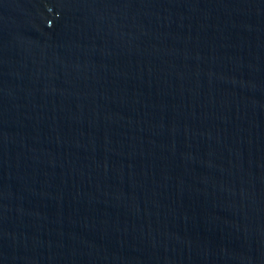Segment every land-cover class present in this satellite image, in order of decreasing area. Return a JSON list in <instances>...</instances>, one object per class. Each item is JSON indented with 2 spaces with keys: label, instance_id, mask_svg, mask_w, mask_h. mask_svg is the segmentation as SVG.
<instances>
[{
  "label": "water",
  "instance_id": "1",
  "mask_svg": "<svg viewBox=\"0 0 264 264\" xmlns=\"http://www.w3.org/2000/svg\"><path fill=\"white\" fill-rule=\"evenodd\" d=\"M0 264H264V0H0Z\"/></svg>",
  "mask_w": 264,
  "mask_h": 264
}]
</instances>
